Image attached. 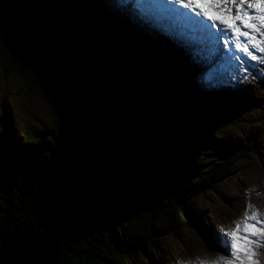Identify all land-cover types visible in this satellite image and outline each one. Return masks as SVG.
Listing matches in <instances>:
<instances>
[{"label": "trees", "instance_id": "16d2710c", "mask_svg": "<svg viewBox=\"0 0 264 264\" xmlns=\"http://www.w3.org/2000/svg\"><path fill=\"white\" fill-rule=\"evenodd\" d=\"M99 1L0 0V63L28 72V84L61 103L52 131L11 141L0 126V247L42 222L58 241L54 264L151 259L158 236L200 219L195 200L241 158L252 151L262 159L264 134L246 130L235 154L198 173L191 148L204 119L184 91L198 75L175 72L159 47L137 57L104 34ZM76 123L88 135L81 151L72 147ZM59 165L78 175L71 186H50Z\"/></svg>", "mask_w": 264, "mask_h": 264}, {"label": "rangeland", "instance_id": "374dc122", "mask_svg": "<svg viewBox=\"0 0 264 264\" xmlns=\"http://www.w3.org/2000/svg\"><path fill=\"white\" fill-rule=\"evenodd\" d=\"M136 1L144 12L141 21L137 18L133 23L131 14L123 18V15L115 10L102 18L100 28L104 34H114L119 43L123 42L131 48L135 45L134 37H138L136 39L143 40L144 43V40H150L152 33L156 31L154 25L158 26L160 23L165 31L168 23L166 13H160L158 16V12H155L147 0ZM115 5L122 7L117 1L105 4L104 7L107 9ZM135 5L138 6L136 2ZM125 8L127 9L126 6ZM128 11L130 12L129 7ZM103 27L109 28L110 31H106ZM172 27L174 29V26ZM172 27L167 29L172 30ZM127 30L129 33H125ZM79 38L82 40L81 36ZM151 40L154 44L153 39ZM159 41L162 43V38L156 40ZM178 46L181 52L175 50V53L183 56L182 59L184 62L187 61V64L192 63L194 69L200 70V64L192 60L193 56L197 57L192 46L180 39ZM136 53L138 56H143L144 51L140 48L137 51L136 48ZM146 53H150L148 49ZM259 64L264 65L263 55ZM4 65L0 63V126H4L9 133L12 132L11 141H16V137L24 138L30 133L32 135L35 130L42 132L56 128L54 120H57V116L54 109L59 106V96L45 91L40 87L39 82L30 80L28 84L26 82L28 72H21L18 67L10 66L11 64H6L7 68ZM206 71L212 76L208 69ZM203 72L206 73L205 70ZM30 75L29 73V79ZM240 83L243 85L241 88L225 96L228 100L226 103H223V99L219 96L221 93H218L216 95L219 97L215 100L217 104H212L209 109L201 104L197 107L204 119L199 125V134L195 135L191 148L193 167L198 173L202 174L212 169L218 163L225 161L229 155L235 154L243 146L235 140L236 135L249 130H257L261 135L264 134V77L254 70ZM31 86L33 89H30ZM213 93H206L199 100L211 104ZM193 97H195L194 93L191 99ZM232 101L235 103H229ZM65 119L71 124L76 122L69 114L65 115ZM72 127L74 130L72 147L80 150L81 141H86L88 135L85 138L82 133V129L85 130L82 124L76 123ZM43 137L47 135L44 133ZM260 146L262 159H258L252 151L247 153L233 167L232 174L226 175L214 190L207 191L201 199L195 200L194 212L197 210L195 215H199L200 219L197 217L196 222L184 223L181 228L158 236L155 247L151 250V259L139 258L132 264H158L160 261L163 264H186L189 261L197 264H223L222 257L230 258L228 251L225 250V233L231 231L237 223L240 224L241 229L243 228L245 210L250 216L255 209L258 219L264 221V137L260 141ZM1 161L0 155V166H2ZM85 170H88V165L85 166ZM66 172V166L59 165V171L54 172L50 178V186L52 183L58 186L59 181L71 186L78 175L69 176ZM218 225H221L222 229H218ZM257 227H264V224H258ZM257 244L259 246H253V251L256 253L254 259L258 264H264V239H259Z\"/></svg>", "mask_w": 264, "mask_h": 264}, {"label": "snow or ice", "instance_id": "6c2138e0", "mask_svg": "<svg viewBox=\"0 0 264 264\" xmlns=\"http://www.w3.org/2000/svg\"><path fill=\"white\" fill-rule=\"evenodd\" d=\"M164 4L168 5L166 9L163 8ZM173 5H179L180 8ZM152 6L181 16L186 13L180 9H186L192 14L194 23H201L199 18L202 17L214 28L222 26L232 34L235 47L252 60L256 56L252 55L247 45L264 53V0H152ZM241 37L244 38V46L240 43ZM243 220L242 229L237 223L231 231L225 233V250L230 258L222 257L223 264H258L254 259L256 253L253 246H259L257 241L264 239V227H257L258 224H264V221L258 219L255 209L250 216L245 210Z\"/></svg>", "mask_w": 264, "mask_h": 264}, {"label": "water", "instance_id": "95a60500", "mask_svg": "<svg viewBox=\"0 0 264 264\" xmlns=\"http://www.w3.org/2000/svg\"><path fill=\"white\" fill-rule=\"evenodd\" d=\"M58 254L56 237L47 225L39 222L1 245L0 264H54Z\"/></svg>", "mask_w": 264, "mask_h": 264}, {"label": "bare ground", "instance_id": "6f19581e", "mask_svg": "<svg viewBox=\"0 0 264 264\" xmlns=\"http://www.w3.org/2000/svg\"><path fill=\"white\" fill-rule=\"evenodd\" d=\"M119 1V3L121 4V6H122V0H118ZM117 1V2H118ZM168 7V5L167 6H165V9ZM105 18V17H104ZM175 21H177V20H175ZM175 23H177V22H175ZM180 25V27H181V29L183 30V27H182V25L181 24H179ZM177 24L175 25V27H174V30H179L178 28H180ZM159 37L158 36H155V37H153L152 39H153V41H154V44H156L161 50H162V52H164V53H166L168 50H167V48L166 47H163L162 46V43L159 41V42H156V40L158 39ZM121 41V40H120ZM145 47H147V45H148V43H147V40H144V43H142ZM201 58H202V60H200L201 62H203V63H207V51L205 50L204 51V54L201 56ZM223 58V56H222V54L220 53V55H219V57H218V60L219 59H222ZM211 63H213L214 64V62L213 61H211ZM205 85H207L206 83H204ZM204 84H202V83H200V84H197L196 82H192L191 83V85H190V87H188V88H186V89H184V91H185V95L186 96H188L189 98L192 96V94H193V92L194 91H196L197 89H199V88H203V86H204ZM260 93V92H259ZM216 96V97H215ZM188 98V99H189ZM218 99V96L216 95V94H214V98H212V101H211V104H208V102H206V103H204V102H202L201 100H199V99H192L191 101H190V104L193 106V107H195V106H197L198 107V105H204L205 107H207L208 109H209V107L211 108V106H212V104H217L216 103V101L215 100H217ZM240 106H242V103H241V105ZM200 118H203V116L200 114ZM207 118V117H206Z\"/></svg>", "mask_w": 264, "mask_h": 264}]
</instances>
